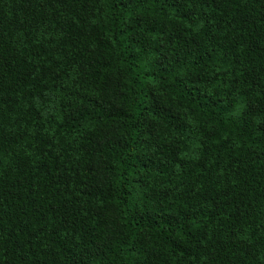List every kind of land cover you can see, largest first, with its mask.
I'll return each mask as SVG.
<instances>
[{"label": "trees", "instance_id": "obj_1", "mask_svg": "<svg viewBox=\"0 0 264 264\" xmlns=\"http://www.w3.org/2000/svg\"><path fill=\"white\" fill-rule=\"evenodd\" d=\"M0 264H264V0H0Z\"/></svg>", "mask_w": 264, "mask_h": 264}]
</instances>
